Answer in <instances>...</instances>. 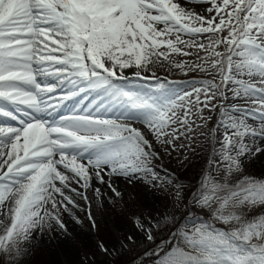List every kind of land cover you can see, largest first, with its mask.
Instances as JSON below:
<instances>
[{
  "label": "snow or ice",
  "instance_id": "snow-or-ice-1",
  "mask_svg": "<svg viewBox=\"0 0 264 264\" xmlns=\"http://www.w3.org/2000/svg\"><path fill=\"white\" fill-rule=\"evenodd\" d=\"M44 238L63 264H264V0H0V264Z\"/></svg>",
  "mask_w": 264,
  "mask_h": 264
},
{
  "label": "rangeland",
  "instance_id": "rangeland-1",
  "mask_svg": "<svg viewBox=\"0 0 264 264\" xmlns=\"http://www.w3.org/2000/svg\"><path fill=\"white\" fill-rule=\"evenodd\" d=\"M164 163L168 165L169 161L165 160ZM173 163L174 162L171 163V167ZM117 183L120 186V190L126 193L125 199L128 200L129 205L132 204V201L127 194H131L136 198L138 201L137 209L144 205L142 189L139 187L133 188L131 185L125 184L123 181H118ZM91 210L97 218L101 220V230L99 233L101 237H108L110 230L115 228L117 222H120L121 224L123 223V221L120 220L119 211L113 210L111 207L104 210V214L102 215V210L97 206L95 200H93ZM80 215L83 217L84 213L81 212ZM76 230L78 233L81 231L78 226ZM85 236H87V233H85ZM75 252V241L70 240L67 244H59L57 240L49 241L47 238H44L36 243L34 254L30 257V260H32L33 264H63L65 260H68L69 255L75 256ZM42 254H44V257L46 258L45 263H41L39 259ZM98 259L99 261H104V257L102 256L98 257Z\"/></svg>",
  "mask_w": 264,
  "mask_h": 264
},
{
  "label": "trees",
  "instance_id": "trees-1",
  "mask_svg": "<svg viewBox=\"0 0 264 264\" xmlns=\"http://www.w3.org/2000/svg\"><path fill=\"white\" fill-rule=\"evenodd\" d=\"M197 163H199V161H197ZM172 167H176V164L173 163ZM180 171L183 173L185 170L184 169H180ZM189 174L191 175V173H189ZM39 259H40L41 263H45L46 258L44 257V254H42V256L39 257ZM29 264H33L32 260L29 261Z\"/></svg>",
  "mask_w": 264,
  "mask_h": 264
}]
</instances>
